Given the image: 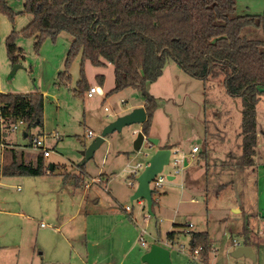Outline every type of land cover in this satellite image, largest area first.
<instances>
[{"label":"rangeland","instance_id":"374dc122","mask_svg":"<svg viewBox=\"0 0 264 264\" xmlns=\"http://www.w3.org/2000/svg\"><path fill=\"white\" fill-rule=\"evenodd\" d=\"M8 1L18 14L14 20L0 14V93L41 92L45 102L43 122L33 127L28 137L24 123L16 129H3L7 135L0 142V152L2 144L10 145L9 149L34 159L41 149L33 139L39 138L51 150L46 163L57 167L50 175L0 177V196L5 199L0 207L12 212L0 214V264H74L70 262L72 249L63 235H49L59 227L60 219L75 247L76 264H81L80 251L83 254L88 248L92 258L96 252L108 256L112 245L117 247V255L119 251L126 253L125 264H144L141 253L153 243L167 246L173 264H203L200 255L192 253L190 231H209L213 247L219 246V251L212 247L210 264H264V94L257 104L255 165L225 168V162L241 155L240 99L230 96L216 81L205 86L176 61L167 62L163 74L148 86L157 100L151 133L173 151L160 174L162 184L151 183L156 189L151 212L146 199L132 198L143 171L138 165L150 156L147 141L140 150L134 146L141 124L126 125L105 136L85 162L82 153L108 124L143 105L145 94L132 87L110 93L116 85L114 66H96L90 60L84 63L89 86H100L103 92L89 97L86 89L78 94L81 55L72 60L70 80L62 81L59 75L66 69L72 43L66 32L56 40L46 38L39 48L34 37L17 35L16 44L25 57L13 64L6 38L13 30L27 26L33 15L23 12L25 0ZM244 34L264 39V27L249 25ZM98 74L105 75L103 84ZM195 145L200 151L193 154ZM66 177L71 182L62 186ZM77 179L82 186L74 185ZM219 185L223 187L219 189ZM127 204L130 210L122 207ZM26 215L36 220L28 222ZM41 222L48 227H40ZM71 222L81 230L72 233ZM171 230L176 231L174 241L166 239ZM27 233L32 235L29 247L27 242L12 245L21 237L27 240ZM248 237L256 257L233 256L238 246L234 239L244 244ZM54 256L60 262L48 260Z\"/></svg>","mask_w":264,"mask_h":264},{"label":"trees","instance_id":"16d2710c","mask_svg":"<svg viewBox=\"0 0 264 264\" xmlns=\"http://www.w3.org/2000/svg\"><path fill=\"white\" fill-rule=\"evenodd\" d=\"M23 12L32 14L33 19L6 38L13 64L25 57L24 50L16 44L17 35L34 37L39 48L46 38L56 40L60 33H69L72 43L66 69L59 74L62 81L71 79L69 69L79 54L82 70L78 94L90 88L84 69L86 60L96 66L112 64L116 85L110 93L132 87L145 94L148 118L142 130L149 136L157 100L148 86L163 74L172 59L205 86L216 81L230 96L240 99L241 155L223 167L242 169L255 165L257 104L264 94V39L249 38L244 29L249 25L264 27V13H240L237 0H25ZM0 14L14 20L18 12L8 0H0ZM97 78L104 83V74ZM44 102L41 92L0 93L4 129L23 120L29 133L43 122ZM1 137L0 126V140ZM44 157L41 151L35 164L14 160L4 166L3 174L44 175L49 170ZM209 172L210 168L207 177ZM222 187L219 185V189ZM154 203L153 199L152 207ZM190 234L192 253L202 246L200 259L208 260L212 250L209 231ZM166 238L174 241L176 231H169Z\"/></svg>","mask_w":264,"mask_h":264},{"label":"water","instance_id":"95a60500","mask_svg":"<svg viewBox=\"0 0 264 264\" xmlns=\"http://www.w3.org/2000/svg\"><path fill=\"white\" fill-rule=\"evenodd\" d=\"M16 68L17 65L14 69ZM147 118L148 114L145 106L136 107L128 113L119 116L116 120L108 124L103 130L102 134L97 136L88 146V148L82 152L84 156L83 162L93 156L97 147H99L104 141L105 136L116 130H122L126 125L135 123L142 125L147 120ZM26 135L27 133H25V136ZM145 141H147L149 144L148 146L150 149V156L141 167L143 168V171L137 177L138 186L132 198L146 199L149 209L152 212L154 190L151 187V183L159 174H161V172L164 170V167L170 163L173 151L169 147L160 146L158 138L147 136L143 130L138 133V136L135 140V149L140 150ZM185 164L187 165V160L185 161ZM50 170H53V166H51ZM172 177L173 176H169V178ZM190 245H192V240ZM232 255L235 257H256L252 246L243 244H238V246L232 252ZM143 261L146 262V264H173L170 250L160 243H153L150 246L149 250L143 255Z\"/></svg>","mask_w":264,"mask_h":264},{"label":"crops","instance_id":"0c3cea01","mask_svg":"<svg viewBox=\"0 0 264 264\" xmlns=\"http://www.w3.org/2000/svg\"><path fill=\"white\" fill-rule=\"evenodd\" d=\"M240 2V4H238L239 5V9H240V12L241 13H243V14H245V13H250V14H263L264 13V0H237V2ZM238 2V3H239ZM98 79V78H97ZM99 80V79H98ZM141 106H145V103L143 104V105H141ZM3 127H2V131H3ZM25 133H27V135H26V137H28L29 135H30V132L28 133L27 132V130H26V128H25V132H24V135H25ZM5 135H7V133H4V135H3V132H2V137H1V140H0V142H2L3 141V139H4V136ZM150 135L151 136H155L154 134H152L151 132H150ZM149 135V136H150ZM168 143H162V144H160V146H162V147H164L165 145H167ZM9 147H11L10 145H6V146H3V149L1 150V152H0V177H2V176H16V175H4L3 174V168H4V166L6 165V164H10L11 162H13L14 160L15 161H18V162H21V161H24V162H26V163H33V164H35L36 163V161H37V159H38V156H39V154L41 153V151H39V153H38V155L36 156V158H31V159H27V157H26V155H25V153L24 152H18L17 150H14V149H9ZM170 148V147H169ZM200 151V150H199ZM193 153V152H192ZM197 153V152H196ZM44 154V153H43ZM193 154H195V153H193ZM46 157V156H45ZM44 157V158H45ZM45 164L47 165V166H49L47 163H46V161H45ZM187 164H188V161H187ZM186 165V164H185ZM51 166H53V170H50L51 169ZM56 165L55 164H51L50 166H49V170H48V172L46 173V174H44V175H50L51 173L53 174V171L56 169ZM44 175H37V176H44ZM19 176V175H18ZM32 176H36V175H32ZM173 178H175V176H173L171 179H173ZM78 179L74 182V185L76 186V187H80V186H82V183H81V185H80V180L78 181ZM71 181L69 180V178H67V181H66V178H64L63 179V184H62V186H66L67 185V183H70ZM35 184V183H34ZM32 186H34V187H37V185H32ZM18 190L20 191V190H22V188L21 187H19L18 188ZM2 194V192H0V195ZM5 199L2 197V196H0V203L2 204L3 203V201H4ZM194 201V200H193ZM123 207V206H122ZM124 208V207H123ZM125 209V208H124ZM126 210V209H125ZM9 213L10 214H12V212L11 211H8L7 209H2L1 207H0V214H2V215H9ZM26 219H27V221L28 222H31V221H34V220H36V219H34L33 217H31L30 215H26V217H25ZM60 218H58V220H59ZM42 223H45V222H41L40 223V227H48V224L47 223H45V225H42ZM58 224H60L59 225V227H56L54 230H51L50 232H49V235H54V234H60V235H63V237H64V239L65 240H67L68 242H69V246L71 247V251H72V254H71V256H70V262H72V263H74V264H76V262L74 261L75 259H76V254H75V247H74V245H73V243H72V239H71V236H69L67 233H66V223L64 224L62 221H61V219H60V221H59V223ZM71 225H72V227L70 228V230H71V232L73 233V232H75V231H78V229H80L81 230V228H78V225L74 222H71ZM61 228H62V230H61ZM47 232V231H46ZM169 232V231H168ZM167 232V233H168ZM210 233V232H209ZM210 235H211V233H210ZM32 238V235L30 234V233H27V240H25L24 239V237H21L20 238V240H16L15 241V243L14 244H12L13 246H20V245H22L24 242H27V245H25V246H27V247H29L30 246V242H28L30 239ZM37 238H38V240H39V235H37ZM167 239V238H166ZM211 239H212V236H211ZM235 240L236 239H234V243H235ZM237 241V240H236ZM191 242V241H190ZM1 244V243H0ZM162 245H164V244H162ZM243 245H250V246H252V242H251V240L249 239V237H248V239H247V242L246 243H244ZM164 246H166V245H164ZM117 248L115 245H112L111 246V252L108 254V256L106 255H104V254H101V253H99V252H96V254L93 256V258L92 257H90V250L88 249V248H86V250L84 249L83 251H82V253L83 254H81V251H80V261H81V264H125L126 262V257H127V255H126V253H123L122 251H119V254L117 255L116 253V251L117 250H115V248ZM167 247V246H166ZM212 247H213V240H212ZM253 247V246H252ZM150 248V247H149ZM149 248L143 253H141V254H145L148 250H149ZM214 248V250L215 251H219V246H214L213 247ZM97 251V250H96ZM43 253H44V251H43ZM141 254H140V256H141ZM117 255V256H116ZM243 257V256H242ZM244 257H246V256H244ZM251 258V257H250ZM49 261H51V262H54V263H58V262H60V258H58V257H56V256H54V257H52V258H49L48 259ZM201 262L203 263V264H210V258L208 259V260H206V261H203V260H201ZM139 262H137V264H138ZM143 263L144 264H146V262H144L143 261ZM140 264V263H139Z\"/></svg>","mask_w":264,"mask_h":264},{"label":"built area","instance_id":"2783aa9c","mask_svg":"<svg viewBox=\"0 0 264 264\" xmlns=\"http://www.w3.org/2000/svg\"><path fill=\"white\" fill-rule=\"evenodd\" d=\"M103 92V90H102V87H100V86H91L89 89H88V92H87V95L89 96V97H92V96H95L97 93H102ZM4 119H5V117H4V115H3V113H2V109H1V107H0V126L1 127H3L4 128ZM24 123V121L23 120H19L18 121V123L17 124H23ZM17 124H15V125H13L12 126V128H17L18 127V125ZM89 135L90 136H92L93 135V132L92 131H89ZM33 143H34V145L36 146V147H38L39 149H41V151L44 153V155L45 156H49L50 155V153H51V150H50V148H48V147H46L45 145H44V142H43V140L42 139H39V138H34L33 139ZM3 146H5V144H2ZM200 150V148H199V146L198 145H195L193 148H192V152L193 153H196V152H198ZM178 161H176V163H177ZM142 165L143 164H139L138 165V167H142ZM179 171V170H178ZM163 179H164V177L163 176H161L160 177V174L155 178V180L154 181H152V182H156V185L158 186H160L161 184H162V182H163ZM123 207L126 209V210H130L131 209V207H130V205H123ZM42 225H45V223H42ZM262 235H263V237H264V227H263V229H262ZM142 243L145 245L146 244V242H145V240H143L142 241ZM235 244H239V243H237V241L235 240ZM202 246H199L198 248H196L195 250H194V252H193V254H195V255H199V253H200V250H202Z\"/></svg>","mask_w":264,"mask_h":264}]
</instances>
